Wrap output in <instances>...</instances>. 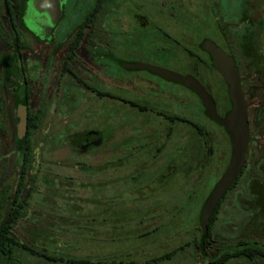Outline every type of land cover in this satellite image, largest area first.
<instances>
[{
  "label": "flooded vegetation",
  "instance_id": "1",
  "mask_svg": "<svg viewBox=\"0 0 264 264\" xmlns=\"http://www.w3.org/2000/svg\"><path fill=\"white\" fill-rule=\"evenodd\" d=\"M173 1H177V10L185 21L201 20L197 16L203 9L209 13L207 20L195 27L196 36L167 12L154 9L153 0H0L1 214L4 206H10L2 219L8 212H20L23 206H30L38 192L41 194L36 200L40 206H57L56 190L70 188L66 180L58 179L51 170L41 173L47 163L44 151L46 156L62 148L83 153L103 144L102 136L94 128L77 132L71 129L59 140L56 132L49 133L52 130L44 128L46 114L52 110L66 119L89 109L100 113L108 98L113 114L125 118L134 115L133 119L139 116L137 132L133 131L134 125L131 129L134 144L141 147L139 140L148 143L155 130L160 134L161 144L153 147L151 157L167 156L178 165L177 171L170 162L162 168L167 176L176 172L172 204L179 206L178 194L186 186L198 183V170L207 166L208 156L215 155L219 168L215 167L199 207L196 235L191 241L204 247L205 258L194 252L200 264H230L233 260L264 264V0ZM158 35L165 36L167 42L158 41ZM175 42L181 43L179 50L182 63L186 60V72L169 64L156 67L149 59H143L142 53L168 45L173 48ZM206 43L217 46L232 59L238 72L246 104L248 141L241 170L216 203L203 235L200 212L229 166V136L205 115L204 105L194 91L181 82L133 66L145 65L193 78L211 97L216 113L223 117L231 108L228 85L203 48ZM142 72L146 74L140 75ZM135 80H140L141 88L149 87L153 95L143 97L144 92L133 89ZM71 88L79 102L77 109L69 113L64 111L66 105L62 101L68 98ZM170 101L175 107H169ZM157 104L170 108L174 114L178 110V115L156 112ZM18 106L26 111L21 144L16 130ZM185 110L192 120L185 118ZM152 115L161 121L157 120L155 130H146ZM200 115L221 129L223 144L215 142L210 132L196 123ZM72 123L61 129H68ZM84 141H93L95 145L87 150L77 146ZM201 237L207 239L201 243ZM17 249L32 256L20 247ZM227 257L218 263V259Z\"/></svg>",
  "mask_w": 264,
  "mask_h": 264
},
{
  "label": "rangeland",
  "instance_id": "2",
  "mask_svg": "<svg viewBox=\"0 0 264 264\" xmlns=\"http://www.w3.org/2000/svg\"><path fill=\"white\" fill-rule=\"evenodd\" d=\"M153 4L154 9L173 16L174 21H179L177 23L194 36L197 35L195 27L207 20L209 15L203 9L197 16L201 20L192 18L185 21L177 10V1L153 0ZM261 10H264V3ZM158 36V41L167 42L165 36ZM176 42L173 48L168 45L161 50H153L152 53H142L143 59H149L156 67L169 64L172 68L186 72V60L184 58L182 63L179 50L181 43L178 45ZM173 61H176L175 66L171 64ZM144 74L146 73H140ZM139 81H133L131 87L140 93L144 92L143 97H151L153 93L149 87L141 88ZM69 94L62 103L66 105L64 111L71 113L77 109L79 98L72 88ZM168 103L169 107H175L172 101ZM104 104L100 113L89 109L85 113H73L66 119L52 110L46 114L44 128L49 127L52 130L49 133L56 132L59 140L71 129L77 132L83 128H94L102 136L103 144L83 153L74 148H62L46 156L48 153L44 151L47 163L41 168V173L51 170L58 179L66 180L70 188L56 190L57 206H40L36 198L41 193L34 195L35 199L31 200L30 206H23L13 223L11 236L19 244L29 248L36 246L37 250L43 249L51 256L84 259L91 264H153L152 258L174 250L176 253L169 260L158 264H200L191 241L196 235L199 207L217 170L215 155H207V166L198 170V183L186 186L178 194L179 206L175 202L172 204L175 196L172 188L175 186L173 175L176 172L167 176L162 168L170 162L177 171L178 165L173 163L172 158L167 159V156L158 154L151 157L154 148L162 141L160 134L155 132L156 122L161 119L155 115L148 117L149 127L146 130H155L154 135H151L146 144L144 140H139L142 144L140 147L134 144L131 137L133 125V131L137 132L139 116L133 119L134 115H130V119L113 114L112 109L108 108V98ZM154 109L165 116L175 113L160 104L154 106ZM176 111L177 114L174 115L177 116L179 111ZM184 116L192 120L186 110ZM70 122L73 123L68 129H61ZM77 122L81 124V128H77ZM196 123L206 128L215 142L224 143L223 132L217 125L202 115ZM102 140L99 139L100 142ZM215 142L208 141L210 144ZM202 185L206 187L202 188ZM4 207L1 216H4L10 206ZM19 252L16 248L11 256V264H59ZM230 264L241 262L233 260Z\"/></svg>",
  "mask_w": 264,
  "mask_h": 264
},
{
  "label": "water",
  "instance_id": "3",
  "mask_svg": "<svg viewBox=\"0 0 264 264\" xmlns=\"http://www.w3.org/2000/svg\"><path fill=\"white\" fill-rule=\"evenodd\" d=\"M203 48L209 53L213 67L219 72L220 76L228 85V97L231 102V108L223 117H220L216 113L211 97L207 94L200 83L193 78L176 75L165 70L145 65H134L133 67L144 68L168 80L181 82L186 87L194 91L204 105L205 115L220 125L229 136L230 143L232 145V155L229 166L222 177L218 180L213 191L208 196L199 216L200 227L203 235H205L208 220L216 203L238 176L244 163L247 151L248 134L246 104L242 95L240 78L232 59H230L224 52L213 44L206 43L203 45ZM17 117L18 123L16 130L21 144L24 139L26 120V111L23 106H18ZM92 145H95L93 141L77 143V146L83 148L84 150H87Z\"/></svg>",
  "mask_w": 264,
  "mask_h": 264
},
{
  "label": "trees",
  "instance_id": "4",
  "mask_svg": "<svg viewBox=\"0 0 264 264\" xmlns=\"http://www.w3.org/2000/svg\"><path fill=\"white\" fill-rule=\"evenodd\" d=\"M95 169L98 170V168H95ZM1 209H2V206H0V264H11L12 263V261L10 260V258L12 256L11 254H12L13 250L16 249L17 247H20L22 250H25L28 254H30L32 256H36V257L41 258L44 261L50 262V263L91 264L89 261L84 260V259H78V258L68 259V258H64L61 256H58V257L57 256H51V255L47 254L46 251H43V249L37 250L36 247L35 248H29L27 246H23V245L19 244L11 236V227H12L13 223L19 217L20 212L18 210H13L12 212H8L5 219H2ZM209 231H210V228L208 225V232ZM36 236L39 237V235H36ZM208 236H209V233H208L207 237ZM207 237H201V241H202L201 243H203V241H205L207 239ZM194 244H192L193 245V251L195 253H198V254L200 253L202 255V257L205 258L206 253L204 251V247L202 246V244L201 245H199V244L194 245ZM175 253H176V250L164 253L158 257L156 256L155 258H152V263L158 264L160 261L169 260L171 258V256L174 255ZM236 255H239V252H237ZM236 255L232 256V257H236ZM228 257L218 259V263L226 261L227 259H229ZM146 264H149V263L147 262Z\"/></svg>",
  "mask_w": 264,
  "mask_h": 264
}]
</instances>
